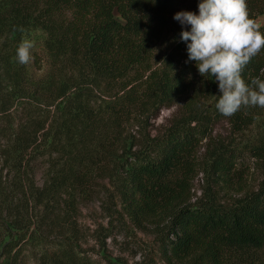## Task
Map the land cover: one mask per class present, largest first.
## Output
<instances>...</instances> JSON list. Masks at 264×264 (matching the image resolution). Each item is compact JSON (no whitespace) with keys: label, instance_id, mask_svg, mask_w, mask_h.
<instances>
[{"label":"trees","instance_id":"1","mask_svg":"<svg viewBox=\"0 0 264 264\" xmlns=\"http://www.w3.org/2000/svg\"><path fill=\"white\" fill-rule=\"evenodd\" d=\"M200 2L0 0V225L23 236L31 230L30 236L47 246L39 264H94L68 215L78 197L90 192L91 181L114 178L118 167L117 193L132 217L166 221L162 247L168 263L264 264V125L240 146L208 149L209 169L243 195L227 205L189 203L197 146L211 139L219 122L242 131L264 115L257 106L223 116L215 106L222 95L215 78L201 76L196 62L188 60L180 33L190 26L185 29L174 16L199 14ZM247 4L250 18L264 11V0ZM34 30L42 35L38 69H48L40 94L23 90L28 70L16 59L22 39ZM262 70L264 49L244 69L243 79L264 80ZM102 85L108 98L96 103L93 87ZM180 100L179 115L160 136L140 144L125 133L130 120L154 119ZM119 150L124 159L117 157ZM246 158L254 160L261 177L249 191ZM42 159L46 167L39 184L35 164ZM60 202L65 207L59 221L67 227L58 226L49 238ZM1 247L4 264H17L19 249L13 251L9 240Z\"/></svg>","mask_w":264,"mask_h":264},{"label":"rangeland","instance_id":"2","mask_svg":"<svg viewBox=\"0 0 264 264\" xmlns=\"http://www.w3.org/2000/svg\"><path fill=\"white\" fill-rule=\"evenodd\" d=\"M115 16L119 17L116 12ZM41 37V33L34 30L23 38L34 41L35 47L32 53L37 52L40 54L37 59L32 54L31 62L25 65L29 76L23 83V90H26L30 94L36 92L40 94L42 80L48 70L46 66L38 69L40 64H43L39 62L43 58ZM0 80H2L1 77ZM216 82L218 83V81ZM89 86L91 89L92 86ZM103 89V85L97 89L93 87L96 103H100L102 100L108 98L101 94ZM0 90H3V82L1 83V81ZM181 102L182 100H180L179 104L173 105L170 108H163L154 119L138 116V120L137 118L130 120L124 125L125 133L135 136V139L140 144L143 138L147 136H160L170 125L172 119L179 115L178 109ZM3 125L4 122L1 123L0 121V126ZM263 125L264 115L258 117L253 126L242 131L233 130L231 126L224 122H219L215 125L211 139L203 140L197 146L196 156L199 165L191 181L192 196L189 203L200 204L209 202L227 205L233 199L243 195L245 191L237 193L231 190L222 180L217 179L216 174L209 169L206 164L210 151L208 149H212L214 145L229 148L230 146H240L251 139L254 133ZM120 153L121 150L117 153L118 158H121L119 156ZM121 159H124V157ZM245 160L249 165V171L246 174L244 190L249 191L257 187L261 177L255 167L254 160L249 158ZM35 166L36 179L40 184L42 182L41 174L46 167V162L42 159L40 162L37 161ZM118 173L121 174L119 167L114 171V178L104 179L96 177L91 181L89 185L90 192L86 196L78 197L75 204V212L68 215L70 221L75 220L80 239L79 242L83 248H87L93 255L94 264H194L193 262H189V260L178 261L171 259L170 263L166 261L162 247V240L168 226L166 221L154 223L136 220L132 217L127 206L128 203L117 193V185L119 184ZM64 207V204L60 202L59 209L51 216V218L54 217V224L57 227L52 230L51 237L49 238L56 236L58 226L67 227L64 222L60 223V217H58L59 211L61 212L60 216H63L62 211ZM30 232L31 230L25 236L23 234L18 235L14 234L13 230L12 233L6 231L0 225V264H4L7 261V258L1 255L2 242L6 240L11 241L12 245H14L13 251L16 248L19 249L17 264H39L40 252L47 246L39 244L36 238L30 236Z\"/></svg>","mask_w":264,"mask_h":264},{"label":"clouds","instance_id":"3","mask_svg":"<svg viewBox=\"0 0 264 264\" xmlns=\"http://www.w3.org/2000/svg\"><path fill=\"white\" fill-rule=\"evenodd\" d=\"M198 8L199 14L182 11L174 19L185 29L190 26V30L180 33L187 43L188 60L196 62L201 76L218 81L222 95L215 105L217 110L230 117L242 108H264V80L253 78L249 84L242 75L264 49V33L260 23L250 18L247 0H202ZM34 47V41L22 39L17 61L22 65L30 63Z\"/></svg>","mask_w":264,"mask_h":264},{"label":"built area","instance_id":"4","mask_svg":"<svg viewBox=\"0 0 264 264\" xmlns=\"http://www.w3.org/2000/svg\"><path fill=\"white\" fill-rule=\"evenodd\" d=\"M255 19L258 21V23H260L261 27H264V11L257 14Z\"/></svg>","mask_w":264,"mask_h":264}]
</instances>
